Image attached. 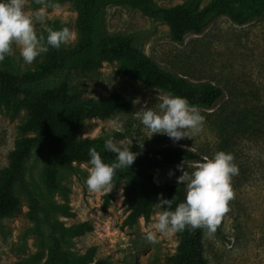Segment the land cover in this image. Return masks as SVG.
<instances>
[{"label": "rangeland", "instance_id": "obj_1", "mask_svg": "<svg viewBox=\"0 0 264 264\" xmlns=\"http://www.w3.org/2000/svg\"><path fill=\"white\" fill-rule=\"evenodd\" d=\"M159 4L173 6L188 0H156ZM212 0H199L203 7ZM26 10H45L46 20L37 23V32L53 27L57 20L67 23L73 35L65 45L77 39L78 11L74 2L26 0ZM104 24L108 31L129 35L135 45L154 58L163 68L184 75L194 83L211 82L222 87L223 98L211 109L199 108L205 121L202 130L174 142L166 134H153L143 128L135 118L141 107H152L157 93L165 91L145 85L142 79L125 73L118 60L104 61L99 77L79 75L85 95L93 97L119 93L133 97V108L108 118H93L84 122L82 136H97L105 131L120 130L127 136L114 139L126 146L147 141L153 144L189 147L210 157L222 150V127L227 114H234L246 107L253 110L257 102L251 91L264 93V17L245 24L233 21L227 15L215 17L201 33H188L182 42L173 39L170 27L161 20L152 19L136 7L111 5L107 8ZM46 58L41 53L31 63L23 62L18 49L7 56L10 67L17 72L33 70ZM58 77L47 81L55 83ZM28 111L22 108L12 115L0 109V170L10 163V154L21 137V125L27 120ZM152 135V136H151ZM238 173L231 179L233 196L224 213L225 222L220 234L209 233L205 228V251L209 264H264V138L242 139L234 149ZM44 152H36L28 163V180L31 188L43 199L67 205L70 215L58 214L67 226L89 221L93 230L75 235L70 249L79 255L92 253L93 261L106 258L110 264H173L171 258L180 242L176 232H156V241L149 242L146 233L155 230L157 213L138 223L127 222L129 211L124 204L123 185L112 183L106 190L93 192L85 180L89 174L88 163H77L76 171L63 169L62 190L48 194L43 183ZM201 161H191L196 165ZM178 164L153 170L157 178L177 183L181 175ZM187 165H185V169ZM22 198L20 210L0 218V264H41L46 256L35 259L39 249L37 235L32 231L31 206L26 192L17 187Z\"/></svg>", "mask_w": 264, "mask_h": 264}, {"label": "trees", "instance_id": "obj_2", "mask_svg": "<svg viewBox=\"0 0 264 264\" xmlns=\"http://www.w3.org/2000/svg\"><path fill=\"white\" fill-rule=\"evenodd\" d=\"M70 1L78 11L77 39L73 43L63 44L59 49L49 46L46 58L33 70L25 72L12 69L6 58L0 61V109L6 108L12 115L22 108L28 111V118L21 125V137L10 154V163L0 170V218L20 210L19 186L26 192L31 206L29 215L34 221L31 228L39 245L35 259L46 256L41 264H110L106 258L93 261L91 252L79 255L70 249L72 238L93 230V225L85 221L67 226L58 218L59 213L72 214L67 205L41 198L28 180L29 161L36 152H44V188L48 194L60 191L63 169L76 171L75 164H89L88 150L93 146L106 163H111L116 154L104 148V140L127 136L120 130L105 131L97 136L81 135L84 122L131 111L134 99L119 93L87 96L77 77H99L104 61L118 60L125 73L141 78L145 85L186 97L191 104L205 109L213 108L223 98L224 90L211 82L194 83L184 75L163 68L135 45L132 36L108 31L104 24L107 8L111 5L136 7L146 16L167 23L173 39L182 42L188 33H201L219 15H227L241 24L263 18L264 0H212L203 7L199 6V0L173 6L159 4L156 0ZM64 26L68 24L57 20L53 24L55 29ZM43 32L46 34V30ZM55 77H58L55 83H46ZM250 94L257 102L255 110L246 107L238 113L226 115L221 141L225 152L234 149L242 139L264 138V93L258 88ZM126 146L139 154L129 168L116 170L112 183L123 185L124 204L129 211L127 222L134 225L141 218L150 219L160 206L158 198L174 197L173 208L184 199L182 183L159 179L153 170L180 164L185 159L188 162L202 161V157L185 146L147 141ZM224 222L223 213L215 233L222 232ZM204 233L205 228H186L176 232L180 242L171 258L173 264H209Z\"/></svg>", "mask_w": 264, "mask_h": 264}, {"label": "clouds", "instance_id": "obj_3", "mask_svg": "<svg viewBox=\"0 0 264 264\" xmlns=\"http://www.w3.org/2000/svg\"><path fill=\"white\" fill-rule=\"evenodd\" d=\"M25 2L0 0V61L14 55L15 47L23 62L31 64L41 53H46L49 46L59 49L72 38L73 33L67 26L59 29L47 27L46 34L38 33L36 24L45 22V10L40 8L30 13ZM156 100L154 106L141 107L134 114L152 135L166 134L178 142L202 130L205 117L186 97L158 92ZM104 148L116 154L111 163L102 159L96 147L88 150L90 167L85 184L93 192L106 190L116 170L129 168L139 154L128 146L114 142L112 137L104 140ZM177 169L182 173L176 180L184 185V199L173 208L174 197L158 198L163 210L157 213L155 230L146 233L149 242L156 241V232L163 234L186 228H206L213 233L221 215L228 210V202L233 196L231 179L239 171L231 152L217 151L210 157H203L194 166L185 159L177 165Z\"/></svg>", "mask_w": 264, "mask_h": 264}]
</instances>
